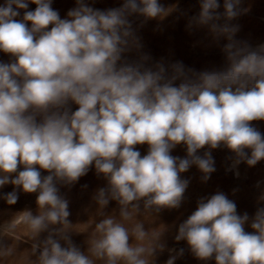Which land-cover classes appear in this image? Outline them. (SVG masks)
Wrapping results in <instances>:
<instances>
[{
    "label": "clouds",
    "instance_id": "1",
    "mask_svg": "<svg viewBox=\"0 0 264 264\" xmlns=\"http://www.w3.org/2000/svg\"><path fill=\"white\" fill-rule=\"evenodd\" d=\"M177 10L160 0L104 10L75 0L62 18L53 0L0 4V52L9 57L0 61V189L12 185L0 199L12 206L21 192L36 196L35 212L0 221V260L16 254L6 243L14 240L30 245L23 264H156L169 229L155 220L185 200L184 173L195 167L207 183L218 149L237 176L241 163L264 161V133L252 124L264 121V44L236 39L248 9L199 0L187 27L226 41L222 65L204 70L142 51L139 29ZM178 146L183 157L172 154ZM93 169L105 184L91 196L89 220L74 224L61 188ZM73 234L85 235L84 247ZM174 240L204 264H264V206L250 216L222 191L200 197ZM167 251L165 264H176L185 250Z\"/></svg>",
    "mask_w": 264,
    "mask_h": 264
},
{
    "label": "rangeland",
    "instance_id": "2",
    "mask_svg": "<svg viewBox=\"0 0 264 264\" xmlns=\"http://www.w3.org/2000/svg\"><path fill=\"white\" fill-rule=\"evenodd\" d=\"M4 2L5 0H0V4ZM90 2L95 8L104 10L119 7L122 0H90ZM160 2L165 6L175 4L178 6V10L162 22L149 20L139 29L138 35L141 37L143 44L142 51L151 55L154 60L163 57L172 61H183L189 67H193L194 64V68L197 70L220 67L223 62L221 47L226 41L222 39L217 42L206 28L189 29L187 27L188 19L199 11V0H160ZM219 2L222 4L223 0H219ZM74 6L75 0H53V8L59 11L62 18ZM241 7L247 8L248 11L235 21V23L240 25V31L237 33L236 39L246 41L253 47L264 44V0H241ZM29 8L34 10L35 5L30 4ZM136 23L139 24V21ZM206 57L208 60L204 59ZM8 59L7 55L0 52V61L7 62ZM73 108L75 109V106ZM252 124L261 133H264V121H253ZM138 148L142 155L147 151L146 145L138 146ZM172 154L183 157L185 150L183 147L178 146ZM212 155L215 159L216 171L211 175L210 180L207 183H201L199 179L200 173L195 167L184 173L183 176L185 178H191V183L185 193V200L179 209H166L156 218L155 225L162 224L169 229L163 237L166 250L159 254L156 264H165L169 258V252L167 251L169 248L177 250L183 248L185 250L184 255L177 259L176 264H204V262L198 261L192 256L185 241L176 242L174 240L176 226L195 210L197 200L200 197L210 196L217 191H222L235 201L238 213L247 212L250 216L254 214L257 207L264 206V202L258 203V198L264 194V161L259 162L254 167H248L246 164L241 163L238 166L239 175L237 176L234 171H226L231 163L227 159L230 153L226 149L214 150ZM104 184L105 181L102 178H98L93 169L70 189L61 188L62 194L70 201L69 209L71 215L69 219L72 223H86L89 220L91 212L94 211L91 196L98 187H102ZM83 185L88 187L83 188ZM10 191H12V185H7L0 189V193ZM35 201V194H25L23 192L19 194L18 202L12 206L7 205L4 200L0 199V221L9 219L15 213L25 209H31L35 212ZM113 207H115L114 203L109 205V209ZM93 218L100 219V217ZM76 228L78 231L84 232L85 235L90 232L87 224H78ZM246 230L251 231L248 227H246ZM22 234L23 229H18L17 235ZM85 235L73 234L72 239L76 244L84 247ZM6 243L16 244V254L0 260V264H23V257L27 254L30 245L17 243L14 240L6 241ZM209 264H214V261H210Z\"/></svg>",
    "mask_w": 264,
    "mask_h": 264
},
{
    "label": "bare ground",
    "instance_id": "3",
    "mask_svg": "<svg viewBox=\"0 0 264 264\" xmlns=\"http://www.w3.org/2000/svg\"><path fill=\"white\" fill-rule=\"evenodd\" d=\"M159 22V21H158ZM186 29V28H185ZM185 32V31H184ZM178 38V37H177ZM213 38V37H212ZM170 40V39H169ZM222 40V39H221ZM223 42V41H222ZM166 43V42H165ZM220 43V42H219ZM176 45V44H175ZM222 45V44H221ZM165 48V47H164ZM174 48V47H173ZM182 48V47H181ZM175 49V48H174ZM182 50V49H181ZM204 59H206V60H208V58L206 57V58H204ZM203 59V60H204ZM216 61V60H215ZM219 61H221V60H219ZM205 62V61H204ZM211 62V61H210ZM212 63V62H211ZM223 63V62H222ZM221 63V64H222ZM219 64V63H218ZM221 64H219V65H221ZM206 65V64H205ZM210 65V64H209ZM208 65V66H209ZM212 65V64H211ZM214 65V64H213ZM189 66V65H188ZM215 66H216V64H215ZM198 67V66H197ZM201 67V66H200ZM193 68H194V64H193ZM199 68V67H198ZM181 151V150H180ZM193 172V171H192ZM197 175V174H196ZM198 180V179H197ZM213 184V183H212ZM196 186H197V184H196ZM199 186V185H198ZM208 186V185H207ZM221 189V188H220ZM187 192V191H186ZM189 193V192H188ZM210 193V192H209ZM189 200H191V199H189ZM237 201V200H236ZM191 210V209H190ZM167 214V213H166ZM171 216V215H170ZM157 222V221H156ZM155 225V224H154ZM165 240V239H164Z\"/></svg>",
    "mask_w": 264,
    "mask_h": 264
}]
</instances>
